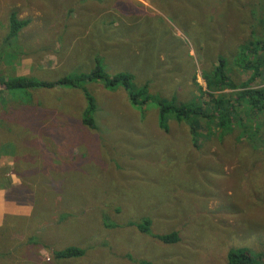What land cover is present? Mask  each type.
<instances>
[{
	"label": "rangeland",
	"instance_id": "1",
	"mask_svg": "<svg viewBox=\"0 0 264 264\" xmlns=\"http://www.w3.org/2000/svg\"><path fill=\"white\" fill-rule=\"evenodd\" d=\"M12 11L29 21L9 38ZM263 27L264 0H0V78L79 77L0 85V264H227L230 248L264 263L263 113L233 107L252 138L229 115L226 131L159 120L160 103L212 110L219 59L240 87L258 58L249 86L264 89V51L249 44ZM94 56L148 99L82 78ZM89 101L95 126L81 119ZM67 247L83 253L55 256Z\"/></svg>",
	"mask_w": 264,
	"mask_h": 264
},
{
	"label": "trees",
	"instance_id": "2",
	"mask_svg": "<svg viewBox=\"0 0 264 264\" xmlns=\"http://www.w3.org/2000/svg\"><path fill=\"white\" fill-rule=\"evenodd\" d=\"M28 19H19L17 13L12 11L9 15V38L16 36V34L28 24ZM264 28V27H263ZM249 44L253 47L251 50L258 54L259 51H264V37L260 39H255L254 42L249 41ZM245 50H248L247 47H244ZM243 50V47H242ZM244 50V51H245ZM260 60L256 58L255 61L246 60L238 66L245 70H252L253 74L246 80L244 83H241L240 87L230 80L228 74L225 72V67L222 59H219V63L214 67V80H211L206 83V88L209 91L210 101L213 105V108L210 112L205 113L203 107L193 108L191 106H177L176 104H164L160 103V115L159 120L162 123L164 121V114H174L177 119H191L194 123H215L217 127L222 128V130H230L231 124H226V121H230L234 114L235 110L233 107L243 105L244 108H250L249 110L261 111L264 115V89L263 88H251L249 83L260 76ZM118 74V75H117ZM87 77L81 76L82 78H87L89 80L101 81L103 85L114 87L119 84L123 86L127 92L130 101L134 104L138 102V97H142L143 100H147V86H136L133 82V77L129 73H116L114 75L108 74L100 64V60H97L94 67L85 74ZM79 77H67L61 78L55 81L49 80H39L34 78H11V79H2L0 78V85H4L9 88H53L62 84H69L75 86L77 84ZM222 89H238L237 102L230 103V100L225 99V96H213L214 91H219ZM244 101L245 105L242 103ZM94 110L91 101H89L88 108L82 116V122L86 125L95 126L94 119L92 117V111ZM168 112V113H166ZM249 113V112H248ZM228 115L230 117H228ZM236 117H232L234 124H239L240 130L243 134H246L248 137L252 138L257 136L260 133V129L252 125H245L241 120L234 121ZM228 119V120H227ZM193 131V126H191ZM242 136V135H241ZM259 144L257 142L256 146ZM167 241L177 240L176 234L164 237ZM83 253V250L76 247H67L63 250H57L55 256L57 258L62 257H71L78 256ZM227 264H264L263 262H257L253 254L246 248H230L227 251L226 255Z\"/></svg>",
	"mask_w": 264,
	"mask_h": 264
},
{
	"label": "crops",
	"instance_id": "3",
	"mask_svg": "<svg viewBox=\"0 0 264 264\" xmlns=\"http://www.w3.org/2000/svg\"><path fill=\"white\" fill-rule=\"evenodd\" d=\"M47 21L44 19L43 21H37V23H40V24H45ZM38 28H40V29H43V27L41 26V25H39V26H37ZM124 27V29L125 30H127L128 29V26H126V25H124L123 26ZM94 28H97V27H94ZM101 59L100 57H98V56H94V59H93V61H94V63H93V65L96 63V61L97 60H99V59ZM101 61H102V59H101ZM103 63V62H102ZM104 64V63H103ZM92 69V68H91ZM105 70H106V68H105ZM5 164H9L8 162H4V161H0V167H2L3 165H5ZM4 171H7V169H5ZM1 189V188H0ZM2 219H1V217H0V221H1ZM1 227V226H0Z\"/></svg>",
	"mask_w": 264,
	"mask_h": 264
}]
</instances>
